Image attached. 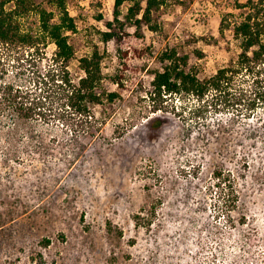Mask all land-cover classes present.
Wrapping results in <instances>:
<instances>
[{
  "label": "rangeland",
  "instance_id": "374dc122",
  "mask_svg": "<svg viewBox=\"0 0 264 264\" xmlns=\"http://www.w3.org/2000/svg\"><path fill=\"white\" fill-rule=\"evenodd\" d=\"M114 3L67 0L78 26L68 68L78 80L79 59L98 49L103 88L119 96L94 105L88 122L56 98L31 120L34 136L0 137V264H264V106L219 126L228 111L195 119L186 106L154 111L144 95L166 48L190 54L201 77L229 61L237 46L220 25L237 0H168L156 30L129 27L122 52L101 40ZM55 49L17 54L8 77L35 88ZM220 168L239 198L233 224L210 189Z\"/></svg>",
  "mask_w": 264,
  "mask_h": 264
},
{
  "label": "trees",
  "instance_id": "16d2710c",
  "mask_svg": "<svg viewBox=\"0 0 264 264\" xmlns=\"http://www.w3.org/2000/svg\"><path fill=\"white\" fill-rule=\"evenodd\" d=\"M125 3H128L126 12ZM167 3L168 0H115L112 18L104 20L106 29L100 32L101 40L114 42L117 51L122 52L121 45L131 35L129 27H134L139 37L144 36L145 26L156 30L154 12ZM235 8L239 9L238 13L224 14L220 32L224 36L227 29L232 31L237 50L212 75L201 77L200 67L190 62V54H181L175 47L159 54L162 69L153 72L144 94L154 111L168 110L167 107L176 111L186 106L195 119L206 117L213 108L228 111L230 118L225 122L218 118L219 126L229 125L233 118L241 122L252 120L260 112L264 106V0H237ZM32 17H36L35 22ZM77 29L67 0H0L1 139L13 138L23 131L34 136L37 130L30 125L31 120L46 113L45 105L56 102V98L62 101V109H71V116L76 114L88 122L91 117L96 118L94 105L119 96L118 92L103 88L104 55L98 49L79 59L83 71L79 79L71 76L68 65L75 58V48L70 35ZM232 40L227 41L229 50ZM49 43L56 48L52 63L46 74L37 75L42 79H36L35 88L23 87L8 77L10 60L19 59L20 53L26 51L34 57ZM195 53L197 58L204 55L202 50ZM114 79L121 84L120 78ZM177 98L182 100L180 106L174 102ZM213 176L210 189L217 188L219 211L233 224L239 198L231 171L216 169Z\"/></svg>",
  "mask_w": 264,
  "mask_h": 264
}]
</instances>
